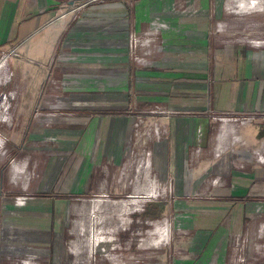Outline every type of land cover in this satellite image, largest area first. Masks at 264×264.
I'll list each match as a JSON object with an SVG mask.
<instances>
[{
	"label": "crops",
	"instance_id": "crops-1",
	"mask_svg": "<svg viewBox=\"0 0 264 264\" xmlns=\"http://www.w3.org/2000/svg\"><path fill=\"white\" fill-rule=\"evenodd\" d=\"M78 1L0 0V154L2 146L11 145L14 154L46 133L45 93L29 90V82L37 79L35 62L44 60L42 46L34 48L28 37L52 25L45 54L51 55L67 23L66 18L52 19ZM172 3L138 0L134 9L140 18L157 12L174 26L164 32L165 55L146 69V88L149 102L178 110L152 119L161 132L152 144L153 163L159 180L171 186L175 213L186 218L178 227L190 233L169 245H159L158 236L151 235L141 249L149 251L148 264H264V0H192L196 11L190 14L173 13ZM129 6L127 0H109L85 11L116 15ZM72 26L80 27L77 22ZM16 29L19 43L11 40ZM24 40L27 72L21 74L19 66L9 63L7 47ZM31 50L37 57L29 55ZM130 122L129 116L106 111L75 118L69 130L62 124L54 127L59 135L54 152L37 153L43 159L40 179H32L27 215L15 216L21 220L15 232L23 234L17 242L36 246L40 255L34 248V257L43 264L71 261L63 249L66 195L97 192L104 177L113 192L112 177L126 157ZM33 163L37 161L30 159L25 171ZM4 165L0 162V175ZM100 204L89 207L100 209ZM238 234L246 238L243 245L233 242Z\"/></svg>",
	"mask_w": 264,
	"mask_h": 264
},
{
	"label": "rangeland",
	"instance_id": "rangeland-1",
	"mask_svg": "<svg viewBox=\"0 0 264 264\" xmlns=\"http://www.w3.org/2000/svg\"><path fill=\"white\" fill-rule=\"evenodd\" d=\"M106 1L109 0H80L75 2V7L65 6L64 11L52 19L66 18L67 23L51 55L45 54L52 25H45L28 37L34 48L42 46L40 55L44 58L35 62L37 79L35 83L29 82V90L45 93L43 109L49 121L45 125L46 133L33 140L28 148L17 149L13 154L11 145L9 148L2 146L0 162L5 165L0 175V264H43L34 257L36 246L17 242V236L23 234L15 232L21 221L15 216L27 215L24 210L32 198V179L34 183L40 179L38 168L43 159L36 155L45 149L54 152L58 147L55 126L62 124L68 129L75 118L101 111L131 118L126 157L119 169H114L113 192L106 188L104 177L97 192L66 195L68 208L62 226L63 249L66 254L70 252L71 261L65 258L64 264H148L149 251L141 247L149 245L147 238L151 235L158 236L156 243L159 245H169L176 237L190 233L180 228L186 218L175 213L170 202L171 190L163 191L157 186L159 178L153 163L154 132L159 128L152 119L156 113L171 115L178 110L161 102H149L146 88L150 79L146 69L165 55L164 32L174 26L157 12L140 18L134 9L138 0H127L131 7L116 15H93L85 11L88 6ZM191 1L173 0L171 11L190 14L196 11L189 7ZM246 8L251 9L247 5ZM76 22L80 27L72 26ZM17 29L11 39L15 42ZM95 36L96 46L92 40ZM17 43L8 44L7 51L9 63L12 62L14 69L19 66L22 74L27 72L22 56L27 43L25 40L21 46ZM29 55L37 57L34 50ZM8 72L13 85H18L12 68H8ZM85 78L93 79L96 84L82 83ZM30 159L37 163L25 171ZM95 201L101 203L100 209L89 207ZM122 205L127 207L123 209ZM36 251L40 255L39 250Z\"/></svg>",
	"mask_w": 264,
	"mask_h": 264
},
{
	"label": "built area",
	"instance_id": "built-area-1",
	"mask_svg": "<svg viewBox=\"0 0 264 264\" xmlns=\"http://www.w3.org/2000/svg\"><path fill=\"white\" fill-rule=\"evenodd\" d=\"M189 7H191L193 9L191 2L189 3ZM157 134H158V130H157V132H154V136L155 135L157 136ZM197 151H199V150H197ZM260 159L262 161H264V156L260 157ZM156 184L158 187L161 186V188H163V191H167V188H169L171 190V186L167 182H162L158 179V183H156ZM183 229H184V231L188 230L187 228H183ZM233 242L235 245H243L246 242V238L243 235L238 234V235L234 236Z\"/></svg>",
	"mask_w": 264,
	"mask_h": 264
},
{
	"label": "bare ground",
	"instance_id": "bare-ground-1",
	"mask_svg": "<svg viewBox=\"0 0 264 264\" xmlns=\"http://www.w3.org/2000/svg\"><path fill=\"white\" fill-rule=\"evenodd\" d=\"M248 6V5H247ZM254 7L256 6V5H253ZM249 8H251V6H248ZM253 8V7H252Z\"/></svg>",
	"mask_w": 264,
	"mask_h": 264
}]
</instances>
